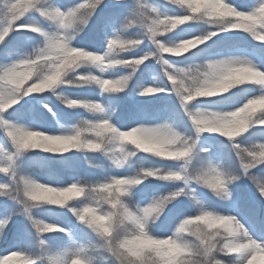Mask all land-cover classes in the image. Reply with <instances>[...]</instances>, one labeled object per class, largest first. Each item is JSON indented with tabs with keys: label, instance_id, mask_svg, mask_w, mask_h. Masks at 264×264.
I'll use <instances>...</instances> for the list:
<instances>
[{
	"label": "snow or ice",
	"instance_id": "1",
	"mask_svg": "<svg viewBox=\"0 0 264 264\" xmlns=\"http://www.w3.org/2000/svg\"><path fill=\"white\" fill-rule=\"evenodd\" d=\"M162 4L0 0V264H264V0Z\"/></svg>",
	"mask_w": 264,
	"mask_h": 264
},
{
	"label": "rangeland",
	"instance_id": "2",
	"mask_svg": "<svg viewBox=\"0 0 264 264\" xmlns=\"http://www.w3.org/2000/svg\"><path fill=\"white\" fill-rule=\"evenodd\" d=\"M150 3H153L154 5H156L161 12H167V11L170 10V6H164L162 4V0H150ZM174 60H175V62L177 63L178 66H184V63L190 62V61H184L183 57L174 58ZM154 75H156V71H153V72H150V73H145L143 79L151 80L152 76H154ZM202 107H204V106H202ZM214 110H215L214 108L208 106V111H214ZM26 118H28V117H26ZM77 154H79V153H77ZM85 154H87V153H85ZM29 155L32 157V159L26 161V164L28 163V165H30V167H27L28 171H29V174L30 175H34V176H40V177L45 176L50 170L47 171L48 167L44 164V161L42 163L39 160L40 155L38 154V152L37 153L34 152V153L29 154ZM35 157L38 160H36ZM131 159H132L133 162H136V160H137L136 157H132ZM83 162H84V160L82 158L77 160L78 166H83L84 165ZM36 171H38V172H36Z\"/></svg>",
	"mask_w": 264,
	"mask_h": 264
},
{
	"label": "clouds",
	"instance_id": "3",
	"mask_svg": "<svg viewBox=\"0 0 264 264\" xmlns=\"http://www.w3.org/2000/svg\"><path fill=\"white\" fill-rule=\"evenodd\" d=\"M45 70V66H41V71H44ZM120 230L123 231V232H126L129 230L128 228V225L124 224V225H120Z\"/></svg>",
	"mask_w": 264,
	"mask_h": 264
},
{
	"label": "trees",
	"instance_id": "4",
	"mask_svg": "<svg viewBox=\"0 0 264 264\" xmlns=\"http://www.w3.org/2000/svg\"><path fill=\"white\" fill-rule=\"evenodd\" d=\"M64 92H65V94H67V95H70V96H75V95H77V94H75V93H68L66 90H63ZM79 95V94H78Z\"/></svg>",
	"mask_w": 264,
	"mask_h": 264
}]
</instances>
